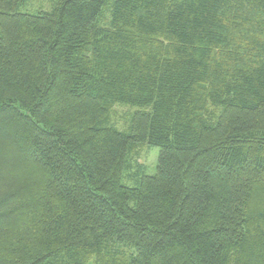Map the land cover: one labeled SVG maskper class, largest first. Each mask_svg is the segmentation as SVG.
Instances as JSON below:
<instances>
[{
  "label": "trees",
  "instance_id": "trees-1",
  "mask_svg": "<svg viewBox=\"0 0 264 264\" xmlns=\"http://www.w3.org/2000/svg\"><path fill=\"white\" fill-rule=\"evenodd\" d=\"M26 1L0 0V264H264V0ZM116 104L147 110L120 132Z\"/></svg>",
  "mask_w": 264,
  "mask_h": 264
},
{
  "label": "rangeland",
  "instance_id": "rangeland-1",
  "mask_svg": "<svg viewBox=\"0 0 264 264\" xmlns=\"http://www.w3.org/2000/svg\"><path fill=\"white\" fill-rule=\"evenodd\" d=\"M57 2L58 0H27L26 4L20 7V12L37 15L41 11H51ZM145 110L147 109L116 104L111 113L110 126L120 132H128L134 114ZM158 160V148L147 145L137 149L129 158L130 168L126 173V181L124 180V184L130 187H136V182L133 183V178L136 177V173L143 172L144 174L154 176L157 172Z\"/></svg>",
  "mask_w": 264,
  "mask_h": 264
}]
</instances>
